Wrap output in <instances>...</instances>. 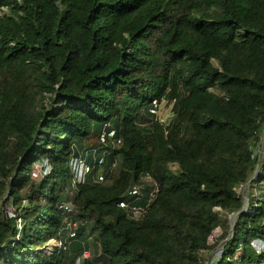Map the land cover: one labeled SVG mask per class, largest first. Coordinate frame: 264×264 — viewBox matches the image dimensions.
Segmentation results:
<instances>
[{"label": "trees", "instance_id": "1", "mask_svg": "<svg viewBox=\"0 0 264 264\" xmlns=\"http://www.w3.org/2000/svg\"><path fill=\"white\" fill-rule=\"evenodd\" d=\"M155 100L174 103L168 125ZM262 135L264 0H0V264H75L83 226L68 251L44 248L76 213L96 233L85 264H206L215 245L212 264H264ZM85 153L117 165L78 187L69 216L60 187ZM42 160L51 173L28 184Z\"/></svg>", "mask_w": 264, "mask_h": 264}, {"label": "built area", "instance_id": "2", "mask_svg": "<svg viewBox=\"0 0 264 264\" xmlns=\"http://www.w3.org/2000/svg\"><path fill=\"white\" fill-rule=\"evenodd\" d=\"M166 104H169L166 100H155L151 109V113L155 116L156 120L165 125H168L174 119L175 114L173 112V109H171L170 114L167 116H163L161 114V110ZM173 104V102L170 103L171 108L173 107ZM114 137V132H108L106 130L101 136V142L107 144L108 141H113ZM116 144H121V140H117ZM87 156V153H85V155L82 154L80 156H72L69 162L72 180L69 187L66 188V194L70 199L64 201L62 204V209H64V211H66L69 216L76 211L75 204L71 200V197L74 196L76 190L80 185H84L87 183L110 184L112 182L110 176L108 175H111L114 172L117 163L114 162L112 167L106 171L104 158L98 160L97 157H94L93 162L88 163ZM45 161L42 160L35 164L31 179L34 183H37L47 174L51 173L49 162L48 160ZM143 181L150 183L154 188L151 191V201L154 199L155 194L158 191V186L153 183L152 178L148 174L143 178ZM143 188L144 186L141 184L133 185L128 192V197H134L140 200L143 197ZM118 207L121 209L130 210L133 213V217L136 219L142 218L146 213L145 207L133 205L128 202L127 199L120 200L118 202ZM68 218L66 219L65 225L63 227L61 239L55 240V247L63 249L64 251H68L72 242L77 238V233L80 226L77 221H74L72 219L70 221V217ZM213 235L210 237V239L213 237ZM253 246L258 254H264L263 240H255L253 242ZM90 255V250H86L80 257L76 259L75 264H85V261L90 258Z\"/></svg>", "mask_w": 264, "mask_h": 264}, {"label": "rangeland", "instance_id": "3", "mask_svg": "<svg viewBox=\"0 0 264 264\" xmlns=\"http://www.w3.org/2000/svg\"><path fill=\"white\" fill-rule=\"evenodd\" d=\"M5 11H7V9H4ZM48 102V100H46ZM57 102L54 103V105H56ZM171 106L170 104H166L162 110H161V114L163 116H167L170 114L171 112ZM263 138H264V135H262ZM257 152L259 153V151L257 150ZM45 161V160H44ZM46 162V161H45ZM45 164V163H44ZM35 167V165H34ZM34 167H33V170H34ZM178 166H173L174 169H176ZM32 170V172H33ZM34 182L33 181H29L28 184H33ZM60 191H61V194L66 197L65 201L69 200L67 194H66V189L64 187V185L62 184L61 187H60ZM238 192L239 194L241 195V197L243 198L244 200V205L246 207V205L248 204L249 202V197H248V189L247 187L243 186V187H240L238 189ZM27 193V188H25L23 191H22V195L25 196V194ZM7 212L10 213V214H13L14 213V209L12 206H9L7 208ZM234 214H225V217L228 218V220H230L232 222V225L234 223V217H233ZM72 220L74 221H77L79 223L80 226H83L84 227V230H85V234L86 236L89 237V250H90V258L91 256H93V252L96 250L95 248V238H96V233H92V227H93V222H89V223H86L85 221L82 222L81 220L78 219V213L76 214H73L72 215ZM70 221H71V218H70ZM231 234V230H230V233L229 235ZM222 236V230L221 229H217L215 232H214V235L213 237L210 239V244L211 245H215V243L219 240V238ZM215 248L206 253V252H202V255L204 257V259L206 260V264H208V262L210 261L211 258L215 259V258H218L220 255H221V245H215L214 246ZM55 248V240H51L47 246L44 248L45 251L49 252V253H52L53 250ZM65 264H73L71 262H66Z\"/></svg>", "mask_w": 264, "mask_h": 264}, {"label": "water", "instance_id": "4", "mask_svg": "<svg viewBox=\"0 0 264 264\" xmlns=\"http://www.w3.org/2000/svg\"><path fill=\"white\" fill-rule=\"evenodd\" d=\"M246 210V207L244 206V211ZM243 213V211H240V212H238V213H235L234 215H233V217H234V224H233V227L235 226V223H236V221H237V218L240 216V214H242ZM233 235V230H231V234H230V236H229V238L231 237ZM229 238H228V240H229ZM213 259L211 258L210 259V261L208 262V264H212L213 263V261H212Z\"/></svg>", "mask_w": 264, "mask_h": 264}, {"label": "bare ground", "instance_id": "5", "mask_svg": "<svg viewBox=\"0 0 264 264\" xmlns=\"http://www.w3.org/2000/svg\"><path fill=\"white\" fill-rule=\"evenodd\" d=\"M213 259V258H212ZM213 261V260H212Z\"/></svg>", "mask_w": 264, "mask_h": 264}]
</instances>
